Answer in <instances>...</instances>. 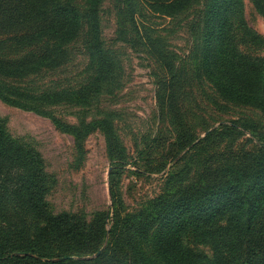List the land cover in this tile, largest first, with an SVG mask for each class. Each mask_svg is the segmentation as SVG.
Wrapping results in <instances>:
<instances>
[{"label":"trees","instance_id":"obj_1","mask_svg":"<svg viewBox=\"0 0 264 264\" xmlns=\"http://www.w3.org/2000/svg\"><path fill=\"white\" fill-rule=\"evenodd\" d=\"M77 1L0 0V101L47 118L58 132L74 139L79 158L85 138L94 130L103 133L111 206L95 212L90 221L82 213H55L47 202L53 177L41 154L13 137L6 118H0V264H264L260 124L243 122L256 137L255 149L229 146L214 161L212 156L230 140L228 127L202 138L181 133L175 146L184 152L185 165L204 156L212 160L193 178L189 171L169 175L160 195L129 211L119 187L127 155L111 121L72 125L49 110L60 104L85 106L117 82V65L100 37L102 0H83L88 81L72 89L35 90L21 84L58 66L66 47L78 37L82 22ZM252 1L264 17V0ZM189 2L160 5L174 12ZM242 7V0H210L200 46L201 76L224 101L252 106L264 118V36L247 26ZM160 55L169 92L175 96L180 77L172 58ZM186 238L208 245L211 256L189 249Z\"/></svg>","mask_w":264,"mask_h":264},{"label":"rangeland","instance_id":"obj_2","mask_svg":"<svg viewBox=\"0 0 264 264\" xmlns=\"http://www.w3.org/2000/svg\"><path fill=\"white\" fill-rule=\"evenodd\" d=\"M170 2L102 0L98 13L100 37L104 50L117 65V82L85 106L60 104L49 108L72 125L103 118L111 121L127 155L119 187L129 211L139 210L160 195L171 174L183 176L189 171V178H193L202 166L229 151V146L234 150L255 149L256 137L243 128L244 121L260 124L259 130L264 132V118L258 110L224 101L201 76L200 46L210 0H190L184 9L174 12L160 5ZM75 4L82 22L78 37L66 47L58 66L21 84L35 90L72 89L88 81L91 68L84 43V1ZM242 4L247 26L264 36V17L252 0H242ZM161 52L172 58L180 77L175 96L169 92V75ZM0 118H6L13 137L41 154L46 172L53 177L47 202L55 213H82L90 221L95 212L110 209V167L103 133L94 130L85 138L83 157L79 158L74 139L58 132L47 118L1 101ZM225 126L230 129V140L218 155L212 159L204 156L199 162L188 160L185 165L181 159L184 152L179 153L175 146L181 133L202 138ZM185 245L211 256L208 245L192 238H186ZM96 254L89 258H96Z\"/></svg>","mask_w":264,"mask_h":264},{"label":"water","instance_id":"obj_3","mask_svg":"<svg viewBox=\"0 0 264 264\" xmlns=\"http://www.w3.org/2000/svg\"><path fill=\"white\" fill-rule=\"evenodd\" d=\"M98 254H96V256H97Z\"/></svg>","mask_w":264,"mask_h":264}]
</instances>
